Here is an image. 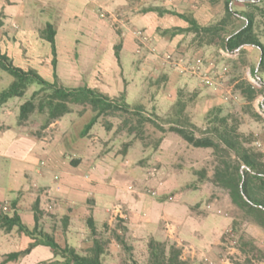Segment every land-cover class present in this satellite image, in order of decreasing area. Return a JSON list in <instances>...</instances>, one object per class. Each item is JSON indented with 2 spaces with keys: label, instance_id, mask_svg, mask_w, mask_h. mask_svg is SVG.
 <instances>
[{
  "label": "crops",
  "instance_id": "1",
  "mask_svg": "<svg viewBox=\"0 0 264 264\" xmlns=\"http://www.w3.org/2000/svg\"><path fill=\"white\" fill-rule=\"evenodd\" d=\"M121 3L122 0H0V13H2L0 51L7 53L15 65L23 69L33 68L46 80L53 81L52 59L47 62L49 56L46 55L44 59L41 54L45 39L41 36V31L46 27L47 18L54 16L57 18L54 27L57 31L55 40L58 80L65 86L77 87L72 85L79 83L78 74L83 62L82 60L78 62L77 54L72 53L77 50L75 46L72 48V45L74 42L78 44L80 40L72 38L74 25L71 21L84 19L86 24L84 30L89 35L88 40L100 44V49L109 46L115 48L117 46L115 43L118 41L120 55L122 51L133 53L137 44L133 30L124 29L120 37L116 31L108 29L107 26L110 25L106 23L105 12L111 16L114 14L120 16ZM203 5L205 9L212 11L208 18L200 16L195 11V17L201 24H208L218 18L219 9H213V5L208 1ZM215 5L219 6V3ZM231 7L238 12L247 9L243 0H233ZM166 9L170 8L166 7ZM45 12L47 16L42 15ZM144 13L146 14H137L134 19L131 18V25L145 26L151 36L148 47H156L164 51L184 50L188 39L182 43L183 35H163L161 32L174 26L183 27L186 25L185 22L178 18L177 22L174 21L175 24L170 25L167 22L173 18L172 15H159L155 11ZM39 16L47 18L40 23L34 19ZM240 22L243 25V21ZM112 32L115 35H112ZM61 51H69L70 55L61 58ZM257 55L255 49L248 48L246 60L254 64ZM116 61L120 65L119 59ZM85 64L91 68L92 60L86 59ZM93 65L98 64L94 61ZM105 66L106 71L104 69L103 71L106 78H103L104 74L101 73L96 74L95 78L89 74L79 86L87 81L89 87H101V91L110 97H118L122 92H127L131 83L113 74V69L118 70L114 60L113 63L107 61ZM170 73L169 80H175L177 75L172 70ZM128 95L126 94L127 98ZM19 105V100L11 99L0 107V203L11 205L16 201L14 210L20 214L26 224L30 226L35 224L33 205L38 200L43 215L51 218L52 225L57 229L55 233L57 240L62 244L67 241L78 248H86L91 242L86 225L89 216L95 219L99 229L104 223L113 227L116 218H123L129 228V236L135 242H147L150 237H154L176 242L178 245L187 242L185 238L189 234L188 231H191L192 221L195 224L205 221L206 217L202 215L201 208L186 200L185 188L170 185L160 176L149 177L144 165H136L135 169H130V166H125L124 162V170L114 174L111 180L109 174L118 170L116 165L119 162H113L112 157L101 158L89 154L88 136L81 137L82 130L77 133L71 131L78 124L77 119L84 115L68 114L69 117L66 115L38 131L36 127L28 124L19 125ZM167 138L163 140L159 151H156L157 157L168 149ZM129 156L128 154L123 160L128 161ZM3 162L8 164L7 176L3 171L1 172ZM108 165L113 166V170L106 169ZM118 176H122L120 181L117 180ZM128 179L130 182L139 179L142 185L139 187L136 183L138 187L131 192L133 194L128 196L119 194L118 199L116 198L117 202L110 204L112 196L118 193V189L128 191ZM152 188L157 191L156 195L150 194L149 190ZM173 191H176L173 200H168L166 197ZM168 201H174V205H167ZM105 202L106 205H103ZM196 233L198 242L203 241V233L198 230ZM58 234L62 235V240L59 239ZM30 242V238L19 234L15 229L9 233L0 230V263L6 254L22 250ZM189 245L184 248L185 253L188 252V247L196 246L191 243ZM195 250L189 251L193 261L202 256ZM53 257L49 247L38 245L28 255L6 264H42L44 261L52 260ZM182 258L184 259L183 256Z\"/></svg>",
  "mask_w": 264,
  "mask_h": 264
},
{
  "label": "trees",
  "instance_id": "2",
  "mask_svg": "<svg viewBox=\"0 0 264 264\" xmlns=\"http://www.w3.org/2000/svg\"><path fill=\"white\" fill-rule=\"evenodd\" d=\"M207 1L213 5L220 2L224 4L223 13L208 24H201L192 9L179 13L162 7H148L144 11H155L159 15L169 14L185 22L183 27L174 26L163 29L161 33L171 36L183 35L182 43L188 39V53L214 50L218 57L227 60L230 82L244 99L242 112L254 121H261L264 116L256 109L254 102L258 97H262L261 106L264 108V0H243L247 9L240 12L231 7L233 0H195L194 4L197 7ZM241 20L243 25L240 24ZM1 22L0 18V26ZM56 34L57 31L50 22H47L41 31V36L52 45L53 81L46 80L33 68L23 69L15 65L7 53L0 51V79L2 75L5 77L4 72L12 77V81L8 83V80V85L0 89V107L11 99L19 100V125L28 124L35 127L37 122L31 121V117L40 114L45 116L39 128L43 130L68 114L83 116L91 111L93 116L81 131V137H87L101 119L117 118L118 132L126 131L127 135L133 136L134 139L144 140L148 127H154L160 136L153 142L146 143V146H152L155 153L159 151L168 133L175 134L195 149H210L213 152L216 164L211 180L228 192L231 208L236 213L235 226L247 219L264 230V148L255 144L253 133L241 131L242 119L239 116L226 114L222 105L214 104L202 114L201 122L192 120L191 111L187 110L188 104L192 100L193 105H196L198 100L196 94H192L188 99L183 89L178 91L166 115L161 116L156 108L147 112L145 105L129 103L126 91L118 97H110L89 86H65L59 82L56 73ZM248 48H256L259 51H256L258 55L254 64L246 60ZM115 49L120 60V46L117 45ZM221 50L232 53L233 56L227 57ZM248 66L252 75L259 79L261 87H256L246 79L244 69ZM167 79L168 76L164 75L160 81L166 82ZM1 83L0 87L3 85ZM35 84L38 88L25 99L29 88ZM105 126L107 130H111L113 124L106 121ZM132 142L133 140L124 144V155H128L127 148ZM196 174L197 179L186 185L187 187L197 189L200 183L209 178L206 168L196 170ZM175 193L176 191L171 192L166 198L173 200ZM15 206L16 201L11 205L0 203V230L9 233L15 229L19 234L30 238L31 242L22 250L6 254L0 264L19 260L38 245L49 247L54 255L52 260L42 264H107L106 261L111 264H142L133 253V245L127 241L129 228L123 218H117L114 227L104 223L99 229L95 219L89 216L86 225L90 245L78 248L67 241L62 244L57 240V229L52 225V221H47V217L43 215L38 200L33 205V226L23 222L20 214L14 210ZM64 220L66 222V218ZM233 240L238 243L237 239ZM114 244L122 247L126 254L124 258L111 253V246ZM238 247L245 256L243 264H264V248L258 246L250 235L243 234ZM147 250L148 258L143 264H190L182 258L183 249L176 242L150 237Z\"/></svg>",
  "mask_w": 264,
  "mask_h": 264
},
{
  "label": "rangeland",
  "instance_id": "3",
  "mask_svg": "<svg viewBox=\"0 0 264 264\" xmlns=\"http://www.w3.org/2000/svg\"><path fill=\"white\" fill-rule=\"evenodd\" d=\"M161 3H163V5H161ZM194 3L195 0H122L120 6L122 12L120 16H117L118 14L111 16L109 13L105 12L106 23H109L110 25L107 26L108 29L116 31L120 37H122V32L124 29L126 30L128 28L132 29L136 36L137 44L135 50L133 53L122 51L119 60L120 65L117 64L118 61H116L118 60L115 53L116 47L114 48L112 46L113 50L111 46L100 49V44L88 40L87 37H89V35H87L84 30L86 29L84 19L72 20L71 22L74 25L72 38L80 40V42H77L78 44L74 42L72 45V48L75 46V49H77L72 53L75 55L77 54L78 62H81V60L83 62L82 67L80 68L81 71H79L78 74L79 83L72 86L78 87L81 85L82 80L87 79L89 74H92L95 78L96 74L101 73L104 74L103 78H106L103 71V69L106 71L105 64L107 61L113 63L114 60L118 70L113 69V74L119 76L121 79L125 78L131 83L128 88L129 90L126 92V94H129L127 98L129 103H141L145 105L147 112H152L153 109L156 108L158 113L161 116H164L178 95V91L183 89V93L188 99L192 97V94H196L198 100L196 105H193L192 100L188 104L187 110L191 111L190 114L192 120L201 122L202 114L211 108L212 105H222L226 114L231 113L232 116H239L242 119L240 127L241 131L253 133L255 144L264 148V117L261 121H254L242 112L244 99L240 92L237 91L235 86L230 82L231 77L229 70H227V66L229 65L227 60L225 61L224 58L218 57L214 50L190 54L187 51V45L183 48L184 50L164 51L163 49L155 47V51H152V48L147 46L151 42V36L147 33L145 26L131 25V20L134 19L137 14H146L144 13L146 12L144 9L148 7H169L179 13H185L192 9L198 12L200 16L207 18L211 16L212 10L205 9L203 3L197 7ZM223 6V2H220L219 6L213 5V9H219L218 16L223 13ZM42 15L45 16L46 12L42 13ZM45 18L47 17L39 16L34 19L41 23ZM56 20L57 18L54 16L47 18V22H50L53 25ZM178 20L179 19L176 16H173L171 20H168L167 24L173 25L175 24L174 21L177 22ZM137 31H142L144 38H140L136 34ZM112 35H115V33L112 32ZM145 38H149L147 44H145ZM117 42L115 43L116 45L119 44ZM42 47L43 50L41 51V54L44 59L46 58V55H48L49 59L47 62H49L52 59V45L48 40L44 39ZM255 51L259 53L256 48ZM169 54L172 55V60L167 58ZM184 54L187 56H184ZM69 55V51H61V58L62 56L68 57ZM182 57L185 58V61L180 65L176 64V60H179ZM86 59L92 60L91 68L89 65L85 64ZM198 59H201V63L196 65L194 60L197 61ZM100 60H102L101 63H99ZM94 61H96L98 65L94 66ZM171 70L177 75L175 76V80H169ZM3 74L6 78L2 75L0 82H2L3 85H1L0 89L5 88L8 83L12 81V77L9 74L6 72ZM244 74L246 75L245 77L247 80L256 84L249 66L244 69ZM164 75L168 76L166 82L160 81ZM206 76L209 77L210 80H205ZM88 84L89 83L85 81L82 86H89ZM37 88L38 86L36 84L32 85L29 88L25 99ZM100 88L101 87H95V89L101 91L102 89ZM162 96L164 98H162ZM262 99V97H258L254 102V106L258 111L261 109ZM73 115H76V113L71 116ZM92 116L93 113L90 111L86 113L84 117L77 119L78 124L75 129L71 130L72 133H77V131L83 130ZM44 119L45 116L40 114L31 117V121L37 122L35 127L38 130L41 128L40 123H43ZM106 121L112 122L113 126L111 130L106 129ZM118 125L119 119L117 118L107 117L101 119L100 122L92 128L87 137L89 139L87 151L94 156L98 155L101 158L112 157L111 160H114L113 162H119V164L116 165L118 170L109 174L111 180L113 179L114 174L121 173L124 170L123 165L125 162V166H130V169H135L136 165H144L146 173L150 175L149 177L160 176L164 181H168L170 185H175V187L177 185L179 187H185V193H187L186 200L188 202H193L194 205H200L198 208H201V213L206 218L202 223L198 222L195 224L192 221V223H190L191 231L187 230L189 234L187 237L184 236V238L186 237L185 240L187 242H183L179 245L182 249L186 246H190V243L196 245L197 247L195 246L193 248L197 250V253L200 252L202 254L201 258L193 261L190 258V252H193L195 249L188 247V252L185 253L184 249V252L182 253L184 259L188 260L190 264H211L212 262L214 264H243L245 256L238 247L239 239L243 234L250 235L255 239L258 246L264 248L263 229L254 225L247 219L241 221V223L235 226L234 220L236 213L231 208V200L228 192L215 185L211 180L214 175V167L216 163L213 152L210 149H195L186 144V142L180 140L175 134L168 133V149H166L161 156L157 157L152 146H146V143H151L160 136V133L156 131L154 127H148L146 138L142 140L137 138L134 139L133 136H128L126 131L118 132ZM131 140H133V142L129 148H127V154L130 155L128 159L130 161H124L127 157V155L123 154V150H125L124 144ZM112 167L113 166L108 165L105 168L113 170ZM203 168L208 170L209 178L204 183H200L197 189L187 187L186 185H189L197 179L198 175L196 174V170ZM8 169V164L3 162L1 172L3 171V174L7 176ZM121 179L122 176L117 177L118 181ZM136 183L139 184V187L142 185L139 183V179L134 182H130L129 180V185L127 187L128 191L126 192L118 189V193H116L115 196H112L110 204L117 202L116 198L118 199L119 194L127 196L133 194L131 192H134L138 187ZM173 203L174 201L166 202L167 205H174ZM103 205H106V202ZM47 221H52V219L47 218ZM189 221L190 220H188L187 223H189ZM116 224L117 218L114 220L113 227ZM196 230L203 233V241L198 242L196 239L198 238ZM107 235L110 236L109 233ZM58 237L61 239L62 235L58 234ZM233 239H237L238 243H234ZM127 241L129 244L133 245V253L135 257L140 263H145L148 258V241H132L129 234H127ZM111 251L113 255H118L119 257L122 256L121 258L126 256L121 246L114 244V246H111ZM106 263L111 264L107 261Z\"/></svg>",
  "mask_w": 264,
  "mask_h": 264
},
{
  "label": "built area",
  "instance_id": "4",
  "mask_svg": "<svg viewBox=\"0 0 264 264\" xmlns=\"http://www.w3.org/2000/svg\"><path fill=\"white\" fill-rule=\"evenodd\" d=\"M136 34L140 37V38H144L143 36V32L142 31H137L136 32ZM145 40V44H147L148 43V41H149V38H145L144 39ZM143 40V41H144ZM152 51H155V48H152ZM221 52H222V54H224L225 56H227V57H231V56H233V54L232 53H229V52H227V51H225V50H221ZM236 54V53H235ZM168 59H170V60H172L173 59V57H172V55L171 54H169L168 55V57H167ZM177 61V63L176 64H181V63H183L184 61H185V58L184 57H182L181 59H179V60H176ZM201 63V59H198L197 61H195V64L197 65V64H200ZM205 80H210V78L209 77H205ZM254 80H255V82H256V84H254L256 87H261V83H260V81H259V79L257 78V77H254ZM259 113L262 115V116H264V108L261 106V109H259ZM150 192H151V194L152 195H156L157 194V191L156 190H149ZM211 264H214L213 262L211 263Z\"/></svg>",
  "mask_w": 264,
  "mask_h": 264
}]
</instances>
